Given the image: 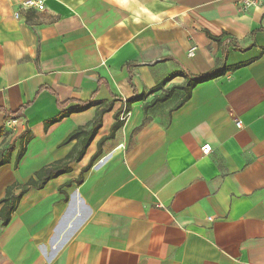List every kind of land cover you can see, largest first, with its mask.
Here are the masks:
<instances>
[{"label":"crops","instance_id":"1","mask_svg":"<svg viewBox=\"0 0 264 264\" xmlns=\"http://www.w3.org/2000/svg\"><path fill=\"white\" fill-rule=\"evenodd\" d=\"M22 1L0 0V199L100 126L0 224V264H264V3Z\"/></svg>","mask_w":264,"mask_h":264},{"label":"trees","instance_id":"2","mask_svg":"<svg viewBox=\"0 0 264 264\" xmlns=\"http://www.w3.org/2000/svg\"><path fill=\"white\" fill-rule=\"evenodd\" d=\"M201 80H204V78L196 79V80L190 79L184 86L178 87V88H182L185 90V95L181 99V101L178 103L177 106H179L185 100L188 99L191 88ZM158 89H160V86L153 88L150 92L151 93L156 92ZM171 92H172V90L167 91V92L163 93L162 95L155 96L152 99L150 105H153L157 102H161V101L168 99L171 96ZM144 97H145V95H139L136 97V100L143 99ZM128 103H129V101H127V104L125 106L126 110H128ZM96 104H97V102H95V101H88V102H85V103L79 105L75 110H83L85 108H88V107L96 105ZM59 106L62 107V105H59ZM20 114H21V112L20 113H18V112L17 113H6L5 118L6 119L14 118L16 116H19ZM67 114H68L67 112L62 111L55 118L48 121L47 124L59 121L62 118H64ZM121 123H122V121H120V120H118L116 123H114L112 125V131L116 130L121 125ZM99 126H100V119L97 118V120L93 121L92 123H88L84 126L77 127L74 131L69 133L67 135V137L62 142L64 144V143L70 142L71 140H74V139H76L78 141L77 145L73 147V149L65 157V159L60 160V161H56L50 165H47V166L40 168L39 170H37L34 173L33 177H30L28 179V181L26 183H24L23 185L14 184V185L8 186L5 190L4 197L0 199V204H1V207H0V224L6 225L9 222L11 213L15 210L19 199L21 198L22 194L26 190H28L29 188H41L46 184V182L48 180L55 178L62 173L68 172L69 171V166H68L69 162L77 161L84 155L86 148L88 147L89 143L93 139V137H94L97 129L99 128ZM3 133H4V130L0 129V136ZM12 150H13V145H8V146L0 149V167L9 162V158H10ZM22 151H23V149H22V147H20L18 152H17L15 164L18 162V159L21 157ZM98 154H99V152L97 151L90 158L87 165L82 169L80 175L73 182H75L76 184H79L83 180V172H85L86 170H88L91 167V165L93 164V161L95 160V158L97 157ZM70 184H71V182H67V183H65V186H69ZM14 188H20V191L17 194H14L13 193Z\"/></svg>","mask_w":264,"mask_h":264},{"label":"built area","instance_id":"3","mask_svg":"<svg viewBox=\"0 0 264 264\" xmlns=\"http://www.w3.org/2000/svg\"><path fill=\"white\" fill-rule=\"evenodd\" d=\"M236 3L239 5V7L243 10V11H247L253 7H258L260 5H262L264 3V0H235ZM21 7L23 8H30V7H34L36 9H39V10H42L43 9V4L40 3L38 0H23L21 2ZM13 16L15 19L19 18V12L18 11H15L13 13ZM194 47H191L188 52H187V55L188 56H191L194 52ZM129 115V111L125 109H123L120 117H119V120L120 121H124ZM17 122V119H11L9 121L8 124H14ZM236 127H240V122L237 121L235 123ZM201 152L206 155L209 153V151L211 150V145L209 143H206L204 145L201 146ZM102 160V159H101ZM100 160V161H101Z\"/></svg>","mask_w":264,"mask_h":264}]
</instances>
